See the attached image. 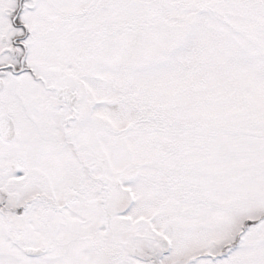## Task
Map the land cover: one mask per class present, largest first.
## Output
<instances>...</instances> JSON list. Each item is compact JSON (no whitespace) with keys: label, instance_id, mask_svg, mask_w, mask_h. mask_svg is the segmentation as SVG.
I'll use <instances>...</instances> for the list:
<instances>
[{"label":"snow or ice","instance_id":"6c2138e0","mask_svg":"<svg viewBox=\"0 0 264 264\" xmlns=\"http://www.w3.org/2000/svg\"><path fill=\"white\" fill-rule=\"evenodd\" d=\"M0 264H264V0H0Z\"/></svg>","mask_w":264,"mask_h":264}]
</instances>
